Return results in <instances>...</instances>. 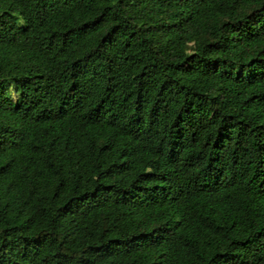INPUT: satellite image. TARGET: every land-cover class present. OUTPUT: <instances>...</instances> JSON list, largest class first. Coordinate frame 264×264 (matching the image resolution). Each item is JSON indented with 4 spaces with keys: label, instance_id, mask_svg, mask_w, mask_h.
<instances>
[{
    "label": "trees",
    "instance_id": "obj_1",
    "mask_svg": "<svg viewBox=\"0 0 264 264\" xmlns=\"http://www.w3.org/2000/svg\"><path fill=\"white\" fill-rule=\"evenodd\" d=\"M0 264H264V0H0Z\"/></svg>",
    "mask_w": 264,
    "mask_h": 264
}]
</instances>
